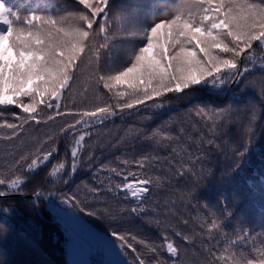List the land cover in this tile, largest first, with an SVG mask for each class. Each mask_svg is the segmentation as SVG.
<instances>
[{
	"label": "snow or ice",
	"instance_id": "obj_1",
	"mask_svg": "<svg viewBox=\"0 0 264 264\" xmlns=\"http://www.w3.org/2000/svg\"><path fill=\"white\" fill-rule=\"evenodd\" d=\"M24 7L15 0H0V141L6 142L11 157L0 172V198L24 194L38 170L59 156L63 141L64 156L51 163L43 182L33 188V209L42 198L55 195H45L47 185L68 184L78 171L87 170L100 185L85 182L87 192H105L114 201V207L104 208L106 218L146 217L158 230V239L112 230L120 253L131 254L127 264H264V231L253 235L239 227L232 233L224 229L223 221L232 216L227 194L220 214L205 204L204 219L194 216L191 231L180 227L188 226L186 217L177 224L167 216L162 220L149 215L157 209L148 203L154 189L174 175H195L193 165L202 159L205 146L220 148L219 138L230 126H237L250 141L255 104L248 108L246 123L236 118L238 109L230 103L192 104L188 114L198 118L192 123L195 140L183 124L176 129L168 122L152 128L129 126L113 147L131 140L149 149L137 153L133 147L99 167L87 144L117 115L148 120L152 110L189 100L205 88L221 95L233 85L255 87L257 81L246 74L257 67L258 94L264 101V0H159L150 22L138 21L135 7L117 10L112 0H72L55 11L47 3L43 15L30 9L22 16ZM189 141L202 155L193 158ZM249 146L231 149L238 161ZM160 151L169 154L161 156ZM231 198L239 200L237 190ZM121 201L131 206H121ZM61 203L85 210L75 194L65 195ZM190 249L195 260L187 258Z\"/></svg>",
	"mask_w": 264,
	"mask_h": 264
},
{
	"label": "trees",
	"instance_id": "obj_2",
	"mask_svg": "<svg viewBox=\"0 0 264 264\" xmlns=\"http://www.w3.org/2000/svg\"><path fill=\"white\" fill-rule=\"evenodd\" d=\"M12 2L13 0H9V3ZM15 2L25 5L21 9L23 16L29 14L30 9H36L37 15H43L47 11V3H51L55 11L62 5L71 3L72 0H15ZM112 2L117 10L135 7L136 19L140 22H150V14L159 0H112ZM119 55V52H113L114 57L118 58ZM260 75L261 70L258 67L246 74L248 79L257 81L255 87L242 89L240 85H233L221 95H216L205 88L189 100L174 101L167 107L152 110L151 119L148 120H141L139 116L127 113L122 118L117 115L98 128L92 139L87 142L98 157L94 165L99 167L100 164L109 160L114 161L116 156L132 152L133 147L137 153L149 149L147 144L131 140L127 144L113 147L121 137L125 136L129 126L152 128L168 122L170 128L176 129L183 124L195 140L197 133L193 130L192 123L198 121V118L194 114L191 116L188 114L192 104L222 107L230 103L238 109L236 118L242 123L248 121V108L255 104L256 120L253 124L254 134L250 141L242 136L241 129L233 125L229 127L226 136L219 138L221 147L205 146L203 155L194 142H186L190 145L194 159L202 155V159L193 165L195 175L192 173L184 176L174 175L163 187L154 189L153 197L148 203L154 204L157 209L156 213H149V215L158 214L162 220L167 216V219L177 224L180 223V217H186L189 220L188 226L180 224V227L184 231H191L194 216L199 215L201 220L204 219L205 204L217 209V214H220L221 201L227 194L229 197L227 205L232 216L223 221L224 229L232 233L239 227L251 231L253 235L264 231V101L258 94ZM91 96L89 92V97ZM229 140L231 143L228 142ZM244 144H250L249 151L242 161H238L231 149L239 146L243 150ZM64 154L65 147L61 141L59 156L54 157L49 165L38 170L34 180L25 185L24 194H10L22 197L0 199V208H9L7 213L0 211V264H69L67 247L65 250L63 247L60 225L54 221L56 219L50 207H58L76 215L94 233L105 236L113 248H118V242L111 234L113 229L118 232L128 229L149 238H159L157 228L154 224L146 223V217L130 216L117 221L106 218L102 214L104 208L106 204L114 207V201L108 193L101 192L99 196H94L87 192L83 186L85 182L91 186L100 187L99 183L93 179L91 172L87 170L78 171L68 184L57 181L55 188L50 184L47 185L44 189L45 195L48 196L49 192H54L55 195L48 196L47 199L42 198L39 201V208L33 209L30 202L35 184L43 182L51 163L56 162ZM159 154L167 156L169 153L160 151ZM9 163H11V157L8 156L7 144L0 141V172H4ZM238 163L239 168L236 167ZM233 190L238 191L239 200H232ZM73 194L79 196L84 202V211L61 203L65 195ZM121 206L130 207L131 204L128 201H121ZM89 211H97L101 215L90 216ZM172 212L175 213L174 216ZM198 246L197 241L194 247L198 248ZM123 258L127 262L131 259V254L127 257L123 255ZM187 258L196 259L192 256L191 249Z\"/></svg>",
	"mask_w": 264,
	"mask_h": 264
},
{
	"label": "rangeland",
	"instance_id": "obj_3",
	"mask_svg": "<svg viewBox=\"0 0 264 264\" xmlns=\"http://www.w3.org/2000/svg\"><path fill=\"white\" fill-rule=\"evenodd\" d=\"M50 211L67 233L69 264H127L119 248L111 247L105 236L94 233L76 215L58 207H50Z\"/></svg>",
	"mask_w": 264,
	"mask_h": 264
},
{
	"label": "water",
	"instance_id": "obj_4",
	"mask_svg": "<svg viewBox=\"0 0 264 264\" xmlns=\"http://www.w3.org/2000/svg\"><path fill=\"white\" fill-rule=\"evenodd\" d=\"M10 197H22V196H18V195H8V196H6L4 198H0V199L10 198ZM61 232L63 234V245L65 246V232H64L63 227H61Z\"/></svg>",
	"mask_w": 264,
	"mask_h": 264
}]
</instances>
